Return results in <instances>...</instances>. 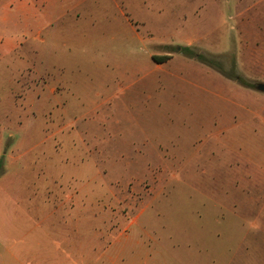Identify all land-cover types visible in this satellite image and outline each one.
<instances>
[{"label": "rangeland", "instance_id": "rangeland-1", "mask_svg": "<svg viewBox=\"0 0 264 264\" xmlns=\"http://www.w3.org/2000/svg\"><path fill=\"white\" fill-rule=\"evenodd\" d=\"M57 6L0 20V264H264V0Z\"/></svg>", "mask_w": 264, "mask_h": 264}, {"label": "crops", "instance_id": "crops-1", "mask_svg": "<svg viewBox=\"0 0 264 264\" xmlns=\"http://www.w3.org/2000/svg\"><path fill=\"white\" fill-rule=\"evenodd\" d=\"M67 1L69 0H0V20L7 23L18 19L20 15H26L29 19H32L34 25L38 26L42 31H44L43 29L48 30V37L53 38L55 35L56 38L62 39L60 34L53 32L52 27L54 26V23L65 17L66 9L62 6L54 8L53 3L61 2L62 4ZM39 2L45 3L47 7L44 6V9H39ZM3 37L0 36V48L2 51L13 52L18 48L19 38L17 36L9 34ZM35 39L40 42L41 46H45L46 48H48V45H52L53 39L47 40L45 37L42 38L41 31L35 36ZM64 48H67V45H65ZM53 252V250L47 248L46 255H48L49 258L45 257L44 264H53ZM154 259L156 258H153L152 260ZM148 260L151 259H147V264Z\"/></svg>", "mask_w": 264, "mask_h": 264}, {"label": "trees", "instance_id": "trees-1", "mask_svg": "<svg viewBox=\"0 0 264 264\" xmlns=\"http://www.w3.org/2000/svg\"><path fill=\"white\" fill-rule=\"evenodd\" d=\"M179 50V53H182V54H185V55H188L190 56V52H191V49L190 47H184V48H180L178 49ZM152 59L158 63V64H163V63H166L168 60L171 59V56H162V57H157V56H153ZM201 63H204L210 67H212L213 69L217 70L218 72L222 73L219 69V64L215 62V60L213 59H206L205 57H201L198 59ZM247 86V85H246Z\"/></svg>", "mask_w": 264, "mask_h": 264}, {"label": "water", "instance_id": "water-1", "mask_svg": "<svg viewBox=\"0 0 264 264\" xmlns=\"http://www.w3.org/2000/svg\"><path fill=\"white\" fill-rule=\"evenodd\" d=\"M255 90L264 94V83H257L255 85Z\"/></svg>", "mask_w": 264, "mask_h": 264}]
</instances>
